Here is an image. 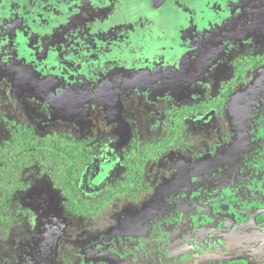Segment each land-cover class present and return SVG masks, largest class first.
Segmentation results:
<instances>
[{
    "label": "rangeland",
    "instance_id": "obj_1",
    "mask_svg": "<svg viewBox=\"0 0 264 264\" xmlns=\"http://www.w3.org/2000/svg\"><path fill=\"white\" fill-rule=\"evenodd\" d=\"M127 5L137 13H118ZM252 55L264 56V0H0V145L12 122L38 138L56 133L94 144L98 154L78 187L81 196L94 194L128 180L134 146L151 149L170 136L169 111L206 106L235 79L234 59ZM226 96L230 140L151 198L158 175L148 166L129 193L76 216L51 174L26 170L25 189L11 197V224L0 226V264L136 262L124 254L133 243L149 242L150 232L204 201L243 190L244 180H260L248 167L264 162V63ZM212 110L191 119L209 120ZM221 207L223 229L264 227L262 209L236 215ZM204 233L203 244L214 237ZM168 254L156 264H169Z\"/></svg>",
    "mask_w": 264,
    "mask_h": 264
},
{
    "label": "flooded vegetation",
    "instance_id": "obj_2",
    "mask_svg": "<svg viewBox=\"0 0 264 264\" xmlns=\"http://www.w3.org/2000/svg\"><path fill=\"white\" fill-rule=\"evenodd\" d=\"M142 6L145 8L147 7L148 9L147 2L146 4H142ZM137 7L139 6L127 5L126 8L123 7L125 11L120 9L118 13H137ZM171 8L175 10V5L172 4ZM164 9L170 10V6ZM150 13H153V11H150ZM175 17L178 18V16H173L172 19ZM164 21L166 20H163V22ZM167 21H169V19H167ZM221 36L224 37L225 35ZM227 36L228 35H226V37ZM263 63L264 56L258 59H256L253 55L250 56V58L238 56L233 62L236 70L234 72L235 79L231 84L222 83L221 91H218V95L215 99L210 98L206 106H201L202 108L199 107L198 109L169 111L167 126H169L168 128L171 131L170 136L167 135L164 138L155 141L153 145L154 147L151 149L148 148L151 145H145L144 148L141 147L142 145L139 147L134 146L127 159V163H130L133 166L132 169L129 170L128 180H123L120 182L128 184L133 188L132 184L134 183V179H136L141 169H148V166L150 170L151 168H156L154 172L155 176L158 175V178L155 177L157 187H155L156 189L152 190L150 193L149 198H151L156 190L162 189L161 186L163 184L167 185L170 180L176 178L177 176L187 174L188 171L193 167L203 166L206 159H208L206 156L211 154V147L216 143L219 144L217 148L215 147V153V151L218 148L220 149L222 146H224V144L227 143L226 141L228 139L230 140L231 137V134H229V127L227 125L230 123V120L233 122V119L229 114H227L226 111V95H229V93H231L236 86L241 85L246 76H249L252 71H256L257 68ZM173 75L176 74L173 73ZM212 108L216 110L217 115L210 118L209 120L191 119V115L194 112H207L210 110L211 113L213 111ZM189 122H194V129L189 128ZM11 125L14 128V126L18 124L12 122L10 126ZM259 126L260 131L263 132V123L259 124ZM10 137L1 145L9 141L11 139ZM186 141H188V145L185 143ZM79 142L86 143L88 146H90V148L93 149V163L98 154L97 147L87 141L82 140ZM184 145L186 147H184ZM254 163L249 160L250 167L248 168L253 170L250 171V173L255 171L259 172L260 178L262 177L260 180H253L252 184H248V182H245L244 180L243 190L240 191L236 189L233 192L227 190L224 195H221L222 198H220V200L213 199V201H204L203 203H200L199 206L193 210L195 211L194 213L190 211V213L187 212L184 213V215L182 214L181 217H184L180 218L179 220L173 219L168 221L165 226L163 224L164 228L162 227L161 232H158V230H156V232H150L149 238L151 239H149V242H146L142 239L141 243H133L131 245L133 249L127 250L128 253H126V251L124 254L132 258L138 257L136 262L138 263L139 260L141 262L144 260L145 264L163 263V258L165 256L161 255L163 252H167V254L169 253L168 255H170L171 258H167V260L165 259V262L169 264H226V261L231 262V264H264V227H261L260 225H253L252 227L242 228V226L237 227L234 225L231 226V228L223 229L221 225L226 222V214L221 216L223 212L219 211L223 210L221 206L229 205L233 208L231 213H235L236 215H242L247 211L254 212L257 209H262L263 211L261 213L264 212V195L261 194L260 190V182L264 180V162H261L260 164L256 163L257 165H254ZM91 164L85 168L82 177ZM43 171L47 173V170ZM134 172L136 173L134 174ZM159 176L162 177L159 179ZM163 176L166 178L164 179ZM79 184L77 185V199L82 200L88 205L98 204V206L97 210H94L90 213H85L83 210L79 211L81 209L79 208V205L75 200L70 198L75 204V207L72 208L71 213L75 214L76 216L94 215L96 212H99L102 207L120 196H111L112 192L114 191L111 189V187H105V189H108V191H104L103 188L94 194L81 196L78 188ZM54 187L56 190H58L56 188L55 182ZM131 189L129 191H131ZM129 191H127V193H129ZM61 193L65 195L63 192ZM65 197L67 198L66 195ZM67 199H69V197ZM216 206H219L217 208L219 210L213 211ZM204 229L214 236L211 237V239H209V241H207L205 244H203V239L205 237ZM144 242L147 243V245H143L142 243ZM211 256H215L214 259H216L213 263L211 260L204 261L205 258ZM240 257L244 259L245 262L242 261ZM136 262L132 261V263H127L134 264Z\"/></svg>",
    "mask_w": 264,
    "mask_h": 264
},
{
    "label": "trees",
    "instance_id": "obj_3",
    "mask_svg": "<svg viewBox=\"0 0 264 264\" xmlns=\"http://www.w3.org/2000/svg\"><path fill=\"white\" fill-rule=\"evenodd\" d=\"M12 130L11 139L0 146V226H10L11 197L25 189L22 176L32 166L47 170L56 188L75 200L81 208L79 211L90 213L97 210L98 204L88 205L77 199V185L94 158L90 146L56 133L38 138L24 126L15 125ZM131 188L119 182L111 187L114 190L111 196L126 194Z\"/></svg>",
    "mask_w": 264,
    "mask_h": 264
}]
</instances>
